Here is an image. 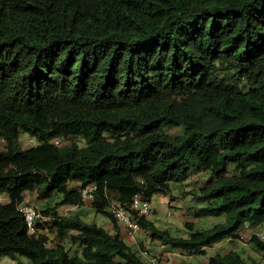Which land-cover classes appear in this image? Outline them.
Listing matches in <instances>:
<instances>
[{
    "label": "trees",
    "instance_id": "trees-1",
    "mask_svg": "<svg viewBox=\"0 0 264 264\" xmlns=\"http://www.w3.org/2000/svg\"><path fill=\"white\" fill-rule=\"evenodd\" d=\"M21 131L41 145L23 149ZM194 163L213 172L195 217L224 223L187 222L178 237L131 211ZM91 185L86 201L78 187ZM34 193L60 199L30 233L19 208ZM0 198V258L32 264H147L114 203L188 257L264 228V0H0ZM87 202L113 233L59 212ZM251 243L260 258L231 250L207 264H264V240Z\"/></svg>",
    "mask_w": 264,
    "mask_h": 264
},
{
    "label": "rangeland",
    "instance_id": "rangeland-1",
    "mask_svg": "<svg viewBox=\"0 0 264 264\" xmlns=\"http://www.w3.org/2000/svg\"><path fill=\"white\" fill-rule=\"evenodd\" d=\"M166 131L173 135H180L183 130L179 128H168ZM70 143V142H67ZM65 143V144H67ZM20 144L23 149H29L38 147L41 145V141L37 137H33L28 133L20 132ZM64 144V145H65ZM83 146V143L80 144ZM197 164L194 163V168L187 181L182 183L172 182L170 183L171 193L167 195H155L151 202V214L147 219L154 222V224L164 230H170L173 235L178 237H188L190 230L185 226L187 222H194L196 229L209 230L215 225L225 222V217H205L196 218L195 214L200 209L209 206L207 200H200L201 189L206 183L213 177L211 171H200L196 172ZM37 194H29L27 197L28 202H32L33 206L37 209L45 207H54L60 197H54L49 201L42 202L36 199ZM3 201V200H2ZM4 202V201H3ZM111 211V208L109 209ZM59 212L62 215L73 216L81 215L86 222L95 223L104 229H110L111 221L108 216L102 213H97L91 208L90 202H87L82 207H62L59 208ZM264 228L252 231L248 228H244L241 232V239L234 241H224L212 248L207 249L205 255H195L192 257L183 256L178 252L173 253L172 261L174 264H207L210 257L216 254H227L231 250L238 251L243 256H251L254 258H260V254L254 249V245L251 243V239L254 234L261 233ZM51 238L53 234L50 232ZM146 237L147 239H145ZM125 242L132 247V249L139 253L142 260L151 264L150 260L146 258L139 249L149 251L150 255L153 256V252L156 253V248L151 241V237L148 232L142 231L135 235V240L131 236L124 238ZM141 240V241H140ZM143 242L146 248H142L138 242ZM72 254L80 252V248L73 246ZM153 251V252H152ZM0 264H32L29 258L16 254L14 257L3 256L0 258Z\"/></svg>",
    "mask_w": 264,
    "mask_h": 264
},
{
    "label": "built area",
    "instance_id": "built-area-1",
    "mask_svg": "<svg viewBox=\"0 0 264 264\" xmlns=\"http://www.w3.org/2000/svg\"><path fill=\"white\" fill-rule=\"evenodd\" d=\"M55 144L59 145L60 142L55 141ZM78 191H80L84 200L92 201L94 200V194L97 191V187L95 185H91L86 188L78 187ZM0 202H2L1 198ZM150 202L151 201L146 200L143 196L138 194L133 197L129 208L137 217L148 218L151 214ZM19 211L25 216L29 232L34 233L35 224L41 218L40 211L33 206L32 202L22 204ZM111 212L117 224L126 233V236H131L135 240V235L143 231L142 226L133 213L127 210L124 206L114 203L111 207ZM246 228L248 227L246 226ZM256 235L261 240H264V230ZM141 252L150 260L151 264H164L161 260H159V258L151 256L149 251L141 250Z\"/></svg>",
    "mask_w": 264,
    "mask_h": 264
},
{
    "label": "crops",
    "instance_id": "crops-1",
    "mask_svg": "<svg viewBox=\"0 0 264 264\" xmlns=\"http://www.w3.org/2000/svg\"><path fill=\"white\" fill-rule=\"evenodd\" d=\"M27 197H28V194L26 195V197H25V201H24V203H26V202H28V200H27ZM23 203V204H24ZM68 207V206H67ZM111 221V220H110ZM117 226H118V228H119V230H120V233H121V235H122V237H123V239L124 238H126V233L122 230V228L117 224ZM110 229L108 230V229H106V230H108L109 232H111V233H113V230H114V224L112 223V221H111V225H110V227H109ZM147 232V231H146ZM149 234V236H150V233H148ZM151 237V236H150ZM145 239H147L146 237H144ZM141 241V240H140ZM138 242L139 243V245L142 247V248H146L145 246H144V244H143V242ZM151 241L153 242V245L155 246V248H156V253H154L153 251V256L154 257H157V258H159V260H161L164 264H174V262L172 261V255H173V253H175V251L174 250H171L169 247H167V246H164V245H162V244H160L158 241H153L152 239H151Z\"/></svg>",
    "mask_w": 264,
    "mask_h": 264
}]
</instances>
